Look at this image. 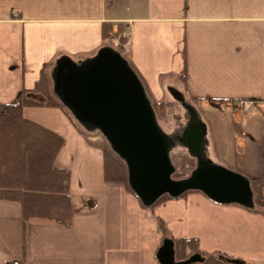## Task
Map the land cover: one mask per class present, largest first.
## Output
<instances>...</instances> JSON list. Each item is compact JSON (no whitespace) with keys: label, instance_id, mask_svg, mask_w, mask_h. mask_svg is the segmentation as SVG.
I'll use <instances>...</instances> for the list:
<instances>
[{"label":"crops","instance_id":"crops-1","mask_svg":"<svg viewBox=\"0 0 264 264\" xmlns=\"http://www.w3.org/2000/svg\"><path fill=\"white\" fill-rule=\"evenodd\" d=\"M105 24L113 33L122 25L121 55L155 116L154 103L180 104L204 126L206 159L264 177V0H0V108L32 90L42 70L52 87L62 59L114 49ZM63 110L29 106L22 117L63 138L53 165L69 172L78 212L69 226L24 224L18 202L0 201V264H159L163 242L180 238L234 260L222 264H264V215L198 191L143 206L104 181L103 146Z\"/></svg>","mask_w":264,"mask_h":264},{"label":"water","instance_id":"water-1","mask_svg":"<svg viewBox=\"0 0 264 264\" xmlns=\"http://www.w3.org/2000/svg\"><path fill=\"white\" fill-rule=\"evenodd\" d=\"M53 90L72 116L88 129L98 130L124 162L128 186L143 206H153L164 195L177 198L189 191L220 204L252 206L248 179L201 154L205 129L194 115L179 143L196 159V167L187 178H172L174 167L168 154L172 143L158 127L140 79L113 48H103L79 64L62 59L54 69ZM157 260L159 264H191L200 257L176 261L173 241L166 239Z\"/></svg>","mask_w":264,"mask_h":264},{"label":"trees","instance_id":"trees-1","mask_svg":"<svg viewBox=\"0 0 264 264\" xmlns=\"http://www.w3.org/2000/svg\"><path fill=\"white\" fill-rule=\"evenodd\" d=\"M112 30V24H105L103 38H110ZM114 36L119 42L114 50L121 55L123 45L127 42L121 24L117 25ZM29 106L57 107L68 111L58 100L44 70L32 90H22L14 103L1 106L0 201L18 202L24 224L40 221L69 226L78 212L69 194V172L58 170L53 165L63 145V138L24 119L22 109ZM102 151L104 181L123 184L130 190L124 162L111 149ZM247 179L252 192V206L247 209L264 215V177ZM190 192L193 191L187 193ZM169 198L164 195L155 204ZM160 228L163 229L162 225ZM173 244L176 261H186L194 255H198L200 260L191 264H222L234 261L221 253L202 255L194 239L180 238L174 240Z\"/></svg>","mask_w":264,"mask_h":264},{"label":"rangeland","instance_id":"rangeland-1","mask_svg":"<svg viewBox=\"0 0 264 264\" xmlns=\"http://www.w3.org/2000/svg\"><path fill=\"white\" fill-rule=\"evenodd\" d=\"M114 37H115L114 33H112V35L110 36V41L111 39H114ZM115 38L117 39V42H118V38L117 37ZM153 106L155 107L154 110L156 113L155 119L161 131L168 138L178 137L177 139H175V141L173 139H169L170 142L174 141L173 146L170 147V150L168 152L170 162L172 166L174 167V173L172 175V178L174 180L187 178L196 167V159L191 157L190 154H188L189 152L187 151V149H185L178 143H179V138L182 136V131L184 129V126L188 122V116H189L188 112L178 103L168 104V105L165 103L163 104L154 103ZM202 108L205 111L208 110V108L204 106H202ZM92 130L94 131L93 135L95 134V139H94L95 143H97L100 146H103L102 147L103 149H108V148L111 149L107 141L105 140V138L101 135V133L96 129H92ZM210 162L215 165L220 164L218 163V161L217 162L210 161ZM222 168H225V169L230 168V171H232L231 169L232 167H222Z\"/></svg>","mask_w":264,"mask_h":264},{"label":"built area","instance_id":"built-area-1","mask_svg":"<svg viewBox=\"0 0 264 264\" xmlns=\"http://www.w3.org/2000/svg\"><path fill=\"white\" fill-rule=\"evenodd\" d=\"M115 44V43H114ZM241 107L245 110V111H248L250 109V106L245 104V103H241Z\"/></svg>","mask_w":264,"mask_h":264}]
</instances>
